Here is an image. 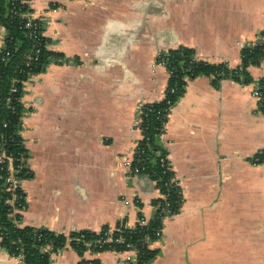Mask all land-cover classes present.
Here are the masks:
<instances>
[{
	"label": "crops",
	"instance_id": "obj_1",
	"mask_svg": "<svg viewBox=\"0 0 264 264\" xmlns=\"http://www.w3.org/2000/svg\"><path fill=\"white\" fill-rule=\"evenodd\" d=\"M50 41L40 73L22 82L19 134L30 176L20 180L21 226L70 236L155 215L161 191L122 164L140 140L138 113L161 101L169 82L160 53L179 47L211 63H241L264 38V0H29ZM6 27L0 23V52ZM252 83L200 75L188 80L156 145L183 191L180 212L163 222L152 264H264V114ZM28 167V168H27ZM97 264H138L134 252H92ZM72 248L50 264H78ZM1 246L0 264H19Z\"/></svg>",
	"mask_w": 264,
	"mask_h": 264
},
{
	"label": "trees",
	"instance_id": "obj_2",
	"mask_svg": "<svg viewBox=\"0 0 264 264\" xmlns=\"http://www.w3.org/2000/svg\"><path fill=\"white\" fill-rule=\"evenodd\" d=\"M26 13H31L29 0H0V23L7 29L5 48L0 52V152L5 150L7 155L13 158L16 168L15 177L19 180L30 176L25 168L26 151L22 138L18 132L20 126L21 103L15 97L22 95V82L28 76L42 72L48 58H54L56 53L47 49L45 38L34 40L30 36V29L26 25ZM40 44V66L30 72L26 63L28 57L33 54L35 45ZM6 52H10L7 61H2ZM57 57V56H56ZM158 62H164L170 72L166 98L159 102L143 105L144 134L146 139L140 143L139 153L146 166L145 174L157 180L161 193L169 192L167 202L170 209L176 213L182 207L181 197L176 190H170L168 180L172 173L166 172L159 163V156H166L163 149L156 145V136L165 131L168 118L163 117L166 109L172 108L185 92L188 80L200 75L211 77L218 86L222 80H234L248 85L254 80L250 76L249 68L264 64V38L246 45L241 51V63L233 68L228 62L211 63L200 59L194 49L179 47L160 53ZM19 92L12 94L13 81ZM261 98L259 109L264 114V78L258 81ZM12 99V100H11ZM170 101V104L168 103ZM16 105L14 112L12 106ZM170 113V109H169ZM4 124H7L5 127ZM154 160V161H152ZM264 162V155L260 163ZM10 173L7 164L0 171V237L1 246L12 257H20L19 264H50L53 253L72 248L78 252L81 260L78 264H97V260L86 259V251L92 252H125L129 250L127 244L137 248V263L152 264L157 252L149 243L154 242L157 231L163 228V220L155 213L147 225L137 224L134 228H128L124 223H119L116 228L103 227L100 231L82 230L73 232L70 236L56 233L47 229L21 226L20 212L25 208V194L21 187L12 192L7 181ZM13 201V203H11ZM160 200L155 201V205ZM139 218H144L140 215ZM87 244H91L89 247ZM50 245L52 251H44Z\"/></svg>",
	"mask_w": 264,
	"mask_h": 264
},
{
	"label": "built area",
	"instance_id": "obj_3",
	"mask_svg": "<svg viewBox=\"0 0 264 264\" xmlns=\"http://www.w3.org/2000/svg\"><path fill=\"white\" fill-rule=\"evenodd\" d=\"M26 19H27V21H26L25 26L28 29H30V36L34 40H40L42 38H45L44 34H43V22L40 19L35 18L31 13H26ZM47 44L48 43H46V46H47ZM40 54H41L40 44H36L33 54H31L28 57V62L26 63L27 67H29L30 72L35 71L36 69L39 68V66H40ZM9 57H10V52H6L1 60L7 61L9 59ZM156 61H157L158 65L165 66L164 62H158V58ZM168 73H169V78H170V72L168 71ZM17 83H18V80L13 81V85L11 88L12 94L19 92V88L16 85ZM258 89H259V85H258V81H257L256 87L253 91V96L255 98H257L259 101L261 98V93L259 92ZM165 98H166V90H165V96L162 100H164ZM15 100H17L19 103H21L22 102V95L19 97H15ZM168 103L170 104V101H168ZM145 104H147V103H145ZM145 104H143V105H145ZM143 105L139 110L138 122H137L138 129L141 132L140 140L136 143V146L134 147V149L132 151V155L125 154L122 157V160H123L122 164H123L124 169L126 170L128 175H132V176L138 175V174H145V171L147 169L146 166L143 163H141L142 156H141V153H139L140 143L146 139V136L144 134V127H143L144 120H143V116H142L144 114ZM12 109L15 112L16 111V105H13ZM169 109L171 112L172 108H169ZM169 109H166L163 112V114H164L163 117L165 119L169 118V115H170ZM20 118H21V116H20ZM4 126L6 127L7 124H4ZM157 155L160 157L159 163H160L161 167L165 168L164 173H166L168 171L172 173L171 178H169V180H168L169 191L171 189L176 190L177 194L180 195V197H181L180 201L183 204V201H184L183 191H182V188H181V185H180L178 178L176 177L175 173L172 171V168H171V165H170V162H169L167 156H163L159 152H157ZM262 155H264L263 151L256 153L252 157V161L256 164L260 163ZM152 161H154V160H152ZM6 164L8 166V171L10 173L7 181L9 182L10 190L12 192H15L20 186V180L15 177L16 168L14 166L13 158L8 156L5 150H1V152H0V171L4 169ZM168 197H169V192L161 193L160 198H159L160 201L154 207L155 213H157V215L160 216L163 221L165 219H167L168 217H172V216L177 214L176 212H174L170 209V205L167 202ZM0 201H1V199H0ZM11 203H13V201H11ZM138 223L141 225H147L149 223V221H146L145 218H139ZM112 229H114V228H112ZM162 236H163V228H161V230L157 231V233L155 234V237H156L155 240L162 238ZM152 243L153 242L149 243V245H151ZM90 245L91 244H87L88 247ZM126 246L129 248V250H127V251L134 252L137 255V248L135 246H133L132 244H127ZM52 250H53V248L50 245H48L44 248V251H52ZM60 252L61 251H59L58 253H60ZM110 252H115V251L110 250ZM115 253H118V252H115ZM53 254H55V253H53ZM18 258L21 261V259H22L21 256Z\"/></svg>",
	"mask_w": 264,
	"mask_h": 264
},
{
	"label": "bare ground",
	"instance_id": "obj_4",
	"mask_svg": "<svg viewBox=\"0 0 264 264\" xmlns=\"http://www.w3.org/2000/svg\"><path fill=\"white\" fill-rule=\"evenodd\" d=\"M147 175V174H146ZM160 196V195H159ZM125 253V252H124Z\"/></svg>",
	"mask_w": 264,
	"mask_h": 264
},
{
	"label": "water",
	"instance_id": "obj_5",
	"mask_svg": "<svg viewBox=\"0 0 264 264\" xmlns=\"http://www.w3.org/2000/svg\"><path fill=\"white\" fill-rule=\"evenodd\" d=\"M28 168V167H27Z\"/></svg>",
	"mask_w": 264,
	"mask_h": 264
}]
</instances>
